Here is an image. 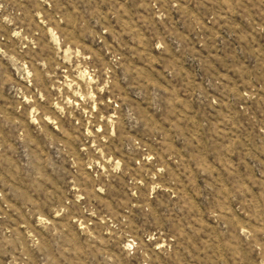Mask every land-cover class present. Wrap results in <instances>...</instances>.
<instances>
[{
    "label": "rangeland",
    "instance_id": "1",
    "mask_svg": "<svg viewBox=\"0 0 264 264\" xmlns=\"http://www.w3.org/2000/svg\"><path fill=\"white\" fill-rule=\"evenodd\" d=\"M0 264H264V0H0Z\"/></svg>",
    "mask_w": 264,
    "mask_h": 264
}]
</instances>
